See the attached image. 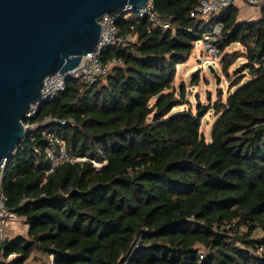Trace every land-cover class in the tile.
Here are the masks:
<instances>
[{
    "label": "trees",
    "instance_id": "16d2710c",
    "mask_svg": "<svg viewBox=\"0 0 264 264\" xmlns=\"http://www.w3.org/2000/svg\"><path fill=\"white\" fill-rule=\"evenodd\" d=\"M199 1L154 0L168 29L118 16L135 40L102 57L122 63L87 87L69 81L41 105L38 118L66 120L68 149L89 159L46 177L39 129L21 141L1 184L27 230L0 245V264H30L34 253L52 264H264V5L239 19L236 3L205 16ZM218 24L220 53L242 46L221 57L222 72L244 62L225 99L194 110L177 66Z\"/></svg>",
    "mask_w": 264,
    "mask_h": 264
},
{
    "label": "water",
    "instance_id": "95a60500",
    "mask_svg": "<svg viewBox=\"0 0 264 264\" xmlns=\"http://www.w3.org/2000/svg\"><path fill=\"white\" fill-rule=\"evenodd\" d=\"M148 1L0 0V164L29 135L24 120L45 78L95 49L105 14L136 12Z\"/></svg>",
    "mask_w": 264,
    "mask_h": 264
},
{
    "label": "built area",
    "instance_id": "2783aa9c",
    "mask_svg": "<svg viewBox=\"0 0 264 264\" xmlns=\"http://www.w3.org/2000/svg\"><path fill=\"white\" fill-rule=\"evenodd\" d=\"M238 0H200L199 11L208 16L211 13L223 10ZM253 4L263 3L264 0H246ZM105 14L101 20L102 31L99 42L95 49L88 52L82 57L80 64L64 73L57 72L48 75L44 80L42 94L38 101L31 104L30 110L26 113L24 124L29 131L31 138H34L36 129L40 131L42 144L37 148V151L43 155L47 163L45 176L53 173L60 165L64 163H75L89 159L87 156H78L73 151L69 150L62 129L66 124V120L59 119L51 114L39 117L42 101H47L49 98H55L67 89L69 81H76L83 86H89L106 76L112 67L120 65L122 62L116 57L104 60L102 53L105 49L112 46H126L135 40V36L131 31H122L117 24V17L122 14ZM139 17L147 18L152 27L168 29L170 21L160 15L157 10L154 0H149L147 4L139 8L138 11L132 12ZM221 31V25H216L214 33L206 35L204 42L208 49L206 59L213 64L216 59L215 54L219 52L218 48L211 42L216 40L217 35ZM28 135V136H29ZM8 159H5L0 164V245L7 239L13 236L14 231L19 229L21 217L7 206L8 196L2 189L3 169ZM95 165L99 166L101 162L91 159ZM25 200V197L23 198ZM16 234V233H15ZM13 255H11L12 257Z\"/></svg>",
    "mask_w": 264,
    "mask_h": 264
},
{
    "label": "rangeland",
    "instance_id": "374dc122",
    "mask_svg": "<svg viewBox=\"0 0 264 264\" xmlns=\"http://www.w3.org/2000/svg\"><path fill=\"white\" fill-rule=\"evenodd\" d=\"M262 6L263 3L253 4L247 1L238 0L234 9H236L239 19H254L260 15ZM206 47V43L203 39L197 41L190 59L177 66L175 84L177 86L180 84H184L186 86L188 90V97L190 98L194 110L196 109L198 103L203 105H212L220 98L225 99L230 89L231 80L234 79L233 70L244 62L243 58H238L229 68L230 75L227 76L221 70V57L227 52L241 50V44L233 43L222 53H214L216 59L213 61V64H210L208 59H206L209 54ZM212 70H216L220 78L216 77L215 74L212 73ZM197 77H199V81L192 84L191 82ZM247 79L248 78L245 80ZM216 119L217 117L215 116L214 109H210L202 119L201 130L205 134L207 140L211 138L213 123ZM26 230L27 225L21 217L20 227L14 231V234L25 233ZM28 262L30 264H52L50 258L41 256L38 253H34L33 258H30Z\"/></svg>",
    "mask_w": 264,
    "mask_h": 264
},
{
    "label": "crops",
    "instance_id": "0c3cea01",
    "mask_svg": "<svg viewBox=\"0 0 264 264\" xmlns=\"http://www.w3.org/2000/svg\"><path fill=\"white\" fill-rule=\"evenodd\" d=\"M243 1H246V0H243Z\"/></svg>",
    "mask_w": 264,
    "mask_h": 264
}]
</instances>
